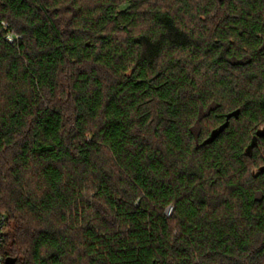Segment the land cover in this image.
<instances>
[{
    "label": "trees",
    "instance_id": "obj_1",
    "mask_svg": "<svg viewBox=\"0 0 264 264\" xmlns=\"http://www.w3.org/2000/svg\"><path fill=\"white\" fill-rule=\"evenodd\" d=\"M263 127L264 0H0L5 260L264 264Z\"/></svg>",
    "mask_w": 264,
    "mask_h": 264
},
{
    "label": "built area",
    "instance_id": "obj_2",
    "mask_svg": "<svg viewBox=\"0 0 264 264\" xmlns=\"http://www.w3.org/2000/svg\"><path fill=\"white\" fill-rule=\"evenodd\" d=\"M1 26L3 27V30L6 32L5 33V40L12 45L17 44L22 37L12 31L10 29V26L7 22H1ZM8 219L7 216L1 215L0 214V264H6L5 256L3 254V246L5 243V235L8 231Z\"/></svg>",
    "mask_w": 264,
    "mask_h": 264
},
{
    "label": "water",
    "instance_id": "obj_3",
    "mask_svg": "<svg viewBox=\"0 0 264 264\" xmlns=\"http://www.w3.org/2000/svg\"><path fill=\"white\" fill-rule=\"evenodd\" d=\"M239 115H240V111H239V110L230 113V114L227 116V124L230 122V120H231L232 118H238ZM263 136H264V127L261 128V129L257 132V136L254 137L252 144L246 149V153H247L248 155H251V154H252V151H253V148H254L255 146H257L258 137H263ZM261 172L264 173V166L262 167ZM15 262H16V260H15V259H11V258H8V259L6 260V264H15Z\"/></svg>",
    "mask_w": 264,
    "mask_h": 264
}]
</instances>
